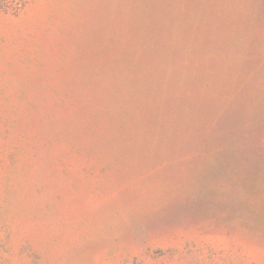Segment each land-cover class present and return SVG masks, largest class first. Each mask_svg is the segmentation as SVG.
<instances>
[{
	"label": "rangeland",
	"instance_id": "374dc122",
	"mask_svg": "<svg viewBox=\"0 0 264 264\" xmlns=\"http://www.w3.org/2000/svg\"><path fill=\"white\" fill-rule=\"evenodd\" d=\"M0 264H264V0H0Z\"/></svg>",
	"mask_w": 264,
	"mask_h": 264
}]
</instances>
